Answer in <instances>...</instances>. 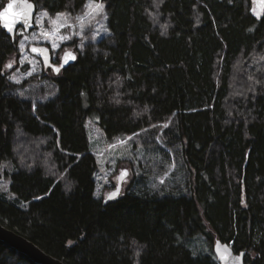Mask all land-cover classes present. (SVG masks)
<instances>
[{
	"label": "trees",
	"instance_id": "obj_1",
	"mask_svg": "<svg viewBox=\"0 0 264 264\" xmlns=\"http://www.w3.org/2000/svg\"><path fill=\"white\" fill-rule=\"evenodd\" d=\"M30 1L52 16L89 3ZM93 1L110 36L84 45L46 103L17 96L5 65L19 41L0 26V181L12 168L26 204L0 197V223L65 264H219L218 240L264 264V13L253 0ZM92 115L109 138L160 136L181 174L170 191L96 199ZM199 236L211 254L187 247ZM0 264L36 263L0 241Z\"/></svg>",
	"mask_w": 264,
	"mask_h": 264
},
{
	"label": "rangeland",
	"instance_id": "obj_2",
	"mask_svg": "<svg viewBox=\"0 0 264 264\" xmlns=\"http://www.w3.org/2000/svg\"><path fill=\"white\" fill-rule=\"evenodd\" d=\"M253 9L259 15L264 13V7L259 6L258 0H253ZM40 12L38 11L35 18V30L31 33H26L23 28L18 30L20 56L12 60L11 68H7L9 77L15 76L17 78L16 80L10 79L15 85L17 96L35 104L52 101L59 95L60 91L56 79L60 75H56L51 68L46 69L42 61L31 54V46H47L52 51L53 62L60 65L66 52L73 51L79 55L86 43L95 44L110 36L106 5L104 12L99 15L94 12L88 15L90 10L85 7L83 13L76 16L64 13L75 27L61 28L57 36H71V39L66 41L56 39L58 47L53 49L51 40L42 35V30H47L49 33L54 30L55 26L52 25L51 20L55 19L56 15L52 16L48 13V17L43 18L41 27V24L37 23ZM92 16L95 18L93 19ZM77 17H83V29H81ZM60 23H63V20ZM73 33H80V35ZM21 43L24 44L23 49L20 48ZM81 45H83L82 48ZM34 68L35 70H33ZM163 128L166 127L163 126ZM87 130L90 151L97 157L98 161V170L95 175V197L98 200L106 199L116 189L122 170L129 172L123 183L122 194L129 191L136 193L148 191L164 195L174 185V177H181V174L178 175L179 170L173 150L166 146L160 136L155 137L150 132H144L133 136L109 138L100 126L98 115L89 117ZM164 150L166 153L163 152ZM7 172L11 173L12 168L5 166L3 169V178L0 181V197L26 208V204L12 193L11 179L6 175ZM187 247L192 250L194 255L211 254L209 244L203 236L193 238Z\"/></svg>",
	"mask_w": 264,
	"mask_h": 264
},
{
	"label": "water",
	"instance_id": "obj_3",
	"mask_svg": "<svg viewBox=\"0 0 264 264\" xmlns=\"http://www.w3.org/2000/svg\"><path fill=\"white\" fill-rule=\"evenodd\" d=\"M9 2H12V0H10ZM29 2L34 4L30 0H29ZM258 4L260 7H264V0H258ZM22 7H23L22 0H16L13 12L20 11ZM1 11H3V9ZM37 14H38V9L36 6L35 9L31 13V19L29 20L30 26L24 25L22 22H18L15 24V31L13 33H8L6 29H4L2 26L1 27L7 32V34L9 36H11L12 38L15 39L17 36L18 30L21 28H23L26 33H31L33 30H35V27H36L35 26V18L37 16ZM33 47L48 49V52H47V55L49 57L48 63H45V61H44V54L32 51ZM30 52L33 56L39 58L42 61L43 65L46 69L51 68L52 70H54L53 66L59 67V72L54 70L56 75H60L65 69H67L71 65L75 64L76 61L78 60V55L75 52L68 51L63 55L62 60H61V64H60L63 66L60 67V65H56L53 62L52 51L47 46L33 45L30 47ZM68 53H71L72 55H74L75 59L73 60L71 58H68V62L64 63V57ZM126 171H127V175L126 176L120 175L119 180H118V185H117L116 189L113 190V191H116L117 189H119L118 196L113 198V199H108V196H107V198L105 199V204L110 202V201H114V200L118 199L122 195L123 183H124L125 179L127 178L128 173H129L128 170H126ZM0 241L4 242L5 244H7L11 248L15 249L19 253L27 256L32 261H34L36 264H65L63 261H61V260L47 254L46 252H44L41 248H39L37 245H35L33 242H31L26 237L20 235L19 233L15 232V231L10 230L9 228H7L6 226H4L1 223H0ZM217 242H219V248H220L219 251H217V246H218ZM225 246H227V247H225ZM213 252H214V256L217 259L219 264H246L245 263V257H246L245 252H242L239 254L235 253L232 245L224 243L220 240L215 242L214 247H213ZM237 256L240 257L239 260L235 259Z\"/></svg>",
	"mask_w": 264,
	"mask_h": 264
},
{
	"label": "snow or ice",
	"instance_id": "obj_4",
	"mask_svg": "<svg viewBox=\"0 0 264 264\" xmlns=\"http://www.w3.org/2000/svg\"><path fill=\"white\" fill-rule=\"evenodd\" d=\"M15 2H16V0H12V2H9L6 5V7L3 8V11H0V26H2L4 29H6L8 33H13L15 31V24L18 22H22L24 25L30 26L29 20L31 19V13L36 7L34 4L30 3L29 0H22L23 7L21 8V10L18 12H13ZM86 7L90 10L88 15H91L93 12L96 13V15H99V14L104 12L105 5L102 2H93V0H89V3L86 5ZM253 11L255 13V9H253ZM255 14L257 16H259V13H255ZM44 17H48V12L46 10L40 12V18L37 20V23L41 24V27H42V20ZM92 18L94 19L95 17L92 16ZM105 18H106V15H105ZM76 19L80 22L81 29H83V27H84L83 17H77ZM61 20H63V23H60ZM51 23H52V25L55 26L54 30L51 33H49L47 30H42V35L46 39L51 40L52 47H53V49H55L58 47V45L56 43V39H59L60 41H66V40L71 39V36H63V35L57 36V33H59L60 29L64 28V27L74 28L75 25L70 23L69 19L67 18L66 14H64V13H57L56 18L52 19ZM165 27H167V26H165ZM73 34L74 35H80V33H73ZM82 47H83V45H81V48ZM20 48L21 49L24 48L23 43L20 44ZM32 51L44 54V61H45V63H48V60H49V57L47 55L48 49L33 47ZM68 58H71L74 60L75 56L72 55L71 53L66 54V56L64 57V63L68 62ZM12 63L13 62L10 61L9 64L5 65V67L11 68ZM62 66L63 65H60V67H62ZM53 67H54L55 71L59 72V67H55V66H53ZM33 70H35V68ZM29 74H31V73H29ZM9 79L16 80L17 78L15 76H10ZM164 126L167 127V124H165ZM129 139H131V137H129ZM121 143H124V142L121 141ZM113 147H115V145H113ZM126 175H127V171L122 170L121 176H126ZM161 182L163 183V181H161ZM118 194H119V189L111 192L108 195V199H113V198L117 197ZM217 245H218L217 251H219L220 250L219 242H217ZM225 247H227V246H225ZM235 259L239 260L240 257L237 256Z\"/></svg>",
	"mask_w": 264,
	"mask_h": 264
}]
</instances>
